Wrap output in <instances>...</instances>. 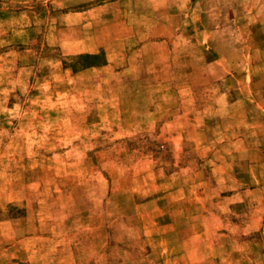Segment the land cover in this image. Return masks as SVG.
Listing matches in <instances>:
<instances>
[{
	"label": "rangeland",
	"instance_id": "rangeland-1",
	"mask_svg": "<svg viewBox=\"0 0 264 264\" xmlns=\"http://www.w3.org/2000/svg\"><path fill=\"white\" fill-rule=\"evenodd\" d=\"M0 264H264V0H0Z\"/></svg>",
	"mask_w": 264,
	"mask_h": 264
}]
</instances>
